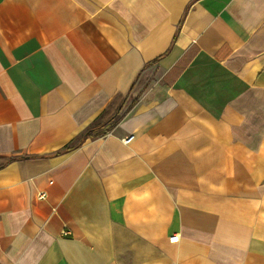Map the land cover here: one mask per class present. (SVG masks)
<instances>
[{
  "label": "crops",
  "instance_id": "0c3cea01",
  "mask_svg": "<svg viewBox=\"0 0 264 264\" xmlns=\"http://www.w3.org/2000/svg\"><path fill=\"white\" fill-rule=\"evenodd\" d=\"M0 264H264V0H0Z\"/></svg>",
  "mask_w": 264,
  "mask_h": 264
},
{
  "label": "built area",
  "instance_id": "2783aa9c",
  "mask_svg": "<svg viewBox=\"0 0 264 264\" xmlns=\"http://www.w3.org/2000/svg\"><path fill=\"white\" fill-rule=\"evenodd\" d=\"M132 140H133V137H129V138L124 139V142L127 144V143H130ZM45 196H46V195H45L44 193H42V194L40 195V198L44 199ZM179 240H180L179 235H174V236L170 237V242L173 243V244L178 243Z\"/></svg>",
  "mask_w": 264,
  "mask_h": 264
},
{
  "label": "rangeland",
  "instance_id": "374dc122",
  "mask_svg": "<svg viewBox=\"0 0 264 264\" xmlns=\"http://www.w3.org/2000/svg\"><path fill=\"white\" fill-rule=\"evenodd\" d=\"M123 99H124V98H119L118 101H117L116 106H119V105L121 104V102H122ZM106 122H107V120H103L102 123H99V124H98L99 127H100V125H101V126L104 127L106 130L109 129L111 126H110V125H106V124H107ZM98 125L94 126V129H95V130H97V128H99V127H97ZM102 127H101V128H102ZM95 132L98 133V131H95Z\"/></svg>",
  "mask_w": 264,
  "mask_h": 264
},
{
  "label": "trees",
  "instance_id": "16d2710c",
  "mask_svg": "<svg viewBox=\"0 0 264 264\" xmlns=\"http://www.w3.org/2000/svg\"><path fill=\"white\" fill-rule=\"evenodd\" d=\"M72 148H67L66 150L62 151L61 153H58L57 155L59 154H62L63 152H67V151H71ZM14 159H4V164H8L10 162H12Z\"/></svg>",
  "mask_w": 264,
  "mask_h": 264
},
{
  "label": "bare ground",
  "instance_id": "6f19581e",
  "mask_svg": "<svg viewBox=\"0 0 264 264\" xmlns=\"http://www.w3.org/2000/svg\"><path fill=\"white\" fill-rule=\"evenodd\" d=\"M161 47L163 48V46L161 45Z\"/></svg>",
  "mask_w": 264,
  "mask_h": 264
}]
</instances>
